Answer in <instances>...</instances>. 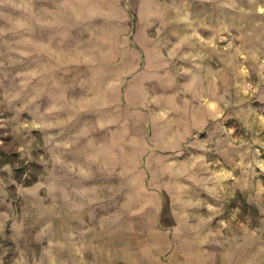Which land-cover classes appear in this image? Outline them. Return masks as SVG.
<instances>
[{"label": "crops", "instance_id": "1", "mask_svg": "<svg viewBox=\"0 0 264 264\" xmlns=\"http://www.w3.org/2000/svg\"><path fill=\"white\" fill-rule=\"evenodd\" d=\"M17 4L27 12L15 51L27 59V107L39 108L64 158L106 175L62 229V264H239L237 248L188 204L186 158L198 125L167 50L175 5Z\"/></svg>", "mask_w": 264, "mask_h": 264}, {"label": "rangeland", "instance_id": "2", "mask_svg": "<svg viewBox=\"0 0 264 264\" xmlns=\"http://www.w3.org/2000/svg\"><path fill=\"white\" fill-rule=\"evenodd\" d=\"M17 1L0 0V264H62V229L106 175L64 158L39 108L27 107V59L15 52L27 12ZM168 1L177 92L198 125L188 204L239 264H264V0Z\"/></svg>", "mask_w": 264, "mask_h": 264}]
</instances>
